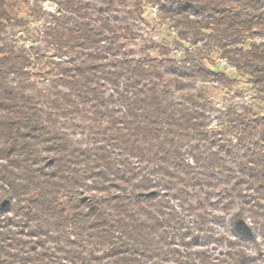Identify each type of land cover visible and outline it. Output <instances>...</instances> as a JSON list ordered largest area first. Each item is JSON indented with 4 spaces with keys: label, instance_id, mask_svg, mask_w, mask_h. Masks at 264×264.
Returning <instances> with one entry per match:
<instances>
[{
    "label": "trees",
    "instance_id": "1",
    "mask_svg": "<svg viewBox=\"0 0 264 264\" xmlns=\"http://www.w3.org/2000/svg\"><path fill=\"white\" fill-rule=\"evenodd\" d=\"M154 2L264 102V0H0V264H264V113L220 120L179 84L235 79L135 55ZM30 25L43 47L9 40Z\"/></svg>",
    "mask_w": 264,
    "mask_h": 264
},
{
    "label": "rangeland",
    "instance_id": "2",
    "mask_svg": "<svg viewBox=\"0 0 264 264\" xmlns=\"http://www.w3.org/2000/svg\"><path fill=\"white\" fill-rule=\"evenodd\" d=\"M160 1L163 2L165 0ZM144 16L146 21L141 24L139 32L141 36L130 44V47L135 50L136 56H141L143 50L149 52L152 57L161 56L160 49L151 44V40L168 45L170 49L168 54L179 61L185 59L189 53L191 57L195 58L193 63L198 64L201 61L206 68L212 69L215 72L223 71L230 78L235 79L236 82L231 85L216 81H203L201 75L188 73V75L183 76V82L179 84V88L183 91L193 92L201 89L204 96L212 101L214 108L212 114L220 120L225 118L226 111L230 107H235L237 110L242 111L246 105H250L256 112L264 113V102L259 99L258 92L248 82V77L238 72L229 63V65L222 63L220 58L224 57H222L221 52L217 48L209 49L205 46V41H201L195 46L180 40L177 30L171 26L173 25L172 22L162 18L158 2L148 3ZM22 30L23 32L16 31L10 35L9 40H17L18 46L26 45L27 47L31 46L37 39L41 41L36 33L35 25H30ZM254 40L258 41L259 38L255 37ZM38 45L40 47L44 46L42 41L38 42ZM206 57L208 58L206 59ZM38 84L45 86L40 79L38 80ZM220 120L217 119V122L214 123L218 124ZM64 127L70 129L71 125L67 124ZM72 134L74 140L78 143L86 144L89 141V138L82 136L80 132H73Z\"/></svg>",
    "mask_w": 264,
    "mask_h": 264
},
{
    "label": "built area",
    "instance_id": "3",
    "mask_svg": "<svg viewBox=\"0 0 264 264\" xmlns=\"http://www.w3.org/2000/svg\"><path fill=\"white\" fill-rule=\"evenodd\" d=\"M220 61L224 64H228V61L225 58H220ZM229 65V64H228Z\"/></svg>",
    "mask_w": 264,
    "mask_h": 264
}]
</instances>
